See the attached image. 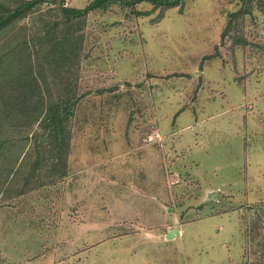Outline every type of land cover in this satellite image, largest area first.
<instances>
[{
	"label": "rangeland",
	"instance_id": "374dc122",
	"mask_svg": "<svg viewBox=\"0 0 264 264\" xmlns=\"http://www.w3.org/2000/svg\"><path fill=\"white\" fill-rule=\"evenodd\" d=\"M242 4L187 0L148 17L113 6L58 25L81 39L64 87L87 95L74 105L66 175L41 164L23 187L37 152L9 132L0 264L264 263V0L222 39ZM59 20L54 4L31 12L0 34V61L10 70L17 48L36 66Z\"/></svg>",
	"mask_w": 264,
	"mask_h": 264
},
{
	"label": "trees",
	"instance_id": "16d2710c",
	"mask_svg": "<svg viewBox=\"0 0 264 264\" xmlns=\"http://www.w3.org/2000/svg\"><path fill=\"white\" fill-rule=\"evenodd\" d=\"M187 0H92L85 8H71L66 6L65 0H0V34L21 20L25 19L31 12L44 4L57 5L60 15L59 23L47 24L42 45L36 51L38 63L33 66L32 51H17L11 59V69L6 66L5 61H0V154L8 144L12 132L18 136V141H34L33 150L37 152V160L33 166V175L27 178L23 187L38 174L41 164L50 163L59 165L60 176L67 174V157L71 148L70 124L75 117V106H77L87 94L74 95L75 82L70 80L72 65L79 62V51L74 50L78 45L71 33L57 31L61 23L66 25L78 24L85 20L92 12H104L113 6L129 9L137 17H148L158 9L167 10L181 7ZM242 7L230 15L229 25L222 35L224 39L231 34L233 24L251 13L253 3L257 0H239ZM150 4L152 10H138V6ZM59 32V33H58ZM233 39H236L235 36ZM234 44L247 45V42L237 39ZM28 49L27 44H23ZM211 57H207L210 59ZM36 68V72L34 70ZM59 69L66 70L67 76L61 77L59 82ZM5 76L8 77L6 80ZM62 83V86L61 84ZM62 87L65 95L61 94ZM72 91V92H70ZM70 92V93H69ZM75 105V106H74ZM22 123V124H20ZM39 123V132L31 137L27 135L28 129ZM3 124V125H2ZM17 129V132L16 130ZM24 129V130H23ZM27 156H24L20 164ZM41 170V169H40ZM16 170L13 167L5 169L6 179L14 176ZM31 182V183H32ZM1 190V188H0ZM24 190H21L22 194ZM1 195V194H0ZM264 264V263H257Z\"/></svg>",
	"mask_w": 264,
	"mask_h": 264
}]
</instances>
